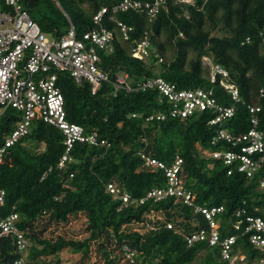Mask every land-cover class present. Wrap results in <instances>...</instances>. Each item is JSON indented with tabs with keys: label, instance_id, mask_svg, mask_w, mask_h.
<instances>
[{
	"label": "trees",
	"instance_id": "1",
	"mask_svg": "<svg viewBox=\"0 0 264 264\" xmlns=\"http://www.w3.org/2000/svg\"><path fill=\"white\" fill-rule=\"evenodd\" d=\"M119 1L18 0L40 29L53 37L64 35L70 24L81 35L96 26L92 17L100 7H112ZM109 15L105 14L102 25L116 28ZM115 16L132 30L128 41L115 37L111 51H99L103 71L111 77L127 72L133 84L147 77H162L178 88L213 86L222 103L231 105L229 95L206 78L202 58L207 57L229 71L243 101L235 103L234 115L223 126L234 133L247 131L251 126L247 105L258 104L259 128H264V91L260 95V89L264 90V0H194L192 4L165 0L152 23L143 12L133 9ZM149 28L154 32L149 38L163 57L162 62L150 65L130 54L131 44ZM167 45L171 46L170 55H165ZM57 85L64 96L67 118L82 125L86 133L96 131L108 144L75 142L69 150L72 160L58 168L65 152L64 136L36 118L29 133L8 148L0 163V188L5 190L0 214H18L17 225L30 240V264H47L48 256L67 247L80 253L81 262L93 257L89 264H227L220 257L219 245L206 241L187 245L184 235L206 226L203 216L192 207L168 196L117 210L121 199L114 198L106 187L113 180L133 198H141L166 182L162 169H140L141 153L167 165L179 155L183 159L180 175L195 194V202L224 205L219 215L221 237L238 232L232 226L234 211L245 202L251 214H262L254 207L264 208V194L257 176L247 177L235 168L228 174L229 167L221 160L202 153V149L214 148L210 140L216 126L207 123L211 113L147 120L166 107L159 102L155 88L114 92L111 83L104 82L92 93L88 82L76 83L65 72L58 73ZM18 118L13 108L0 113V146ZM77 213L85 215L87 236H44L48 225L65 224ZM195 219L199 226L193 224ZM124 245L136 250L134 263L124 260ZM233 251L244 254V264L264 257L247 235L237 238ZM16 256L13 241L0 238V264H14ZM59 263V259L53 261Z\"/></svg>",
	"mask_w": 264,
	"mask_h": 264
},
{
	"label": "built area",
	"instance_id": "2",
	"mask_svg": "<svg viewBox=\"0 0 264 264\" xmlns=\"http://www.w3.org/2000/svg\"><path fill=\"white\" fill-rule=\"evenodd\" d=\"M164 1L121 0L112 7L102 6L92 17L96 26L77 35L74 26L70 24L64 35L48 39L18 0H0V113L9 107L19 114L13 129L4 136L0 146V163L8 148L29 133L32 121L36 118L59 129L64 136L65 152L57 164L58 168H63L66 162L72 160L69 150L75 142L94 146L108 144L105 139L99 138L96 131L86 133L82 125L67 118L64 96L57 85L58 73L65 72L76 83L88 82L92 93L97 92L104 82L111 83L114 92L118 89H157L159 102L165 103L166 107L165 110L147 116V120H163L166 117L185 119L192 114L209 111L211 117L207 123L216 126L215 134L210 140L214 148L202 149V153L221 160L229 167L228 174L235 168L247 177L257 176L258 188L264 194V128H259L257 115L260 106L247 105L251 125L247 131L234 133L223 126L225 120L234 115L235 103L243 101L237 84L222 64L214 63L208 58L204 65L207 67L206 78L229 95L233 101L231 105L222 103L213 86L178 88L176 84L162 77H147L133 84L127 72H118L111 77L100 68L99 51H111L115 37L124 41L130 38L132 27L118 20L115 14L133 9L143 12L148 22L152 23ZM175 1L182 4L194 3V0ZM108 12L109 20L115 22L116 28L102 25ZM153 33L149 28L142 38L130 46L131 56L149 65L163 61L158 48L149 38ZM245 41L248 42L249 37H246ZM263 91L260 89L261 96ZM141 158L140 169L160 168L164 172L166 182L163 186L151 188L143 197L136 199L110 180L106 184L108 191L114 198L121 199L117 210L147 199L158 201L173 196L182 205L192 207L194 213L201 214L206 222L205 227L200 226L184 235L188 246L199 241H206L211 246L219 245L220 257L227 264H243L244 254L234 252L233 246L238 237L247 235L249 242L264 253V208L255 206L254 210H260L262 214H251L243 202L234 211L232 226L238 232L222 238L219 231V215L224 211V205L195 202V194L185 186L180 175L183 163L181 156L176 155L170 165L145 153H141ZM4 198L5 190L0 188V207L4 204ZM17 220L16 212L5 216L0 214V238H10L15 244L17 256L14 264H30L27 258L30 240L18 227ZM193 224L199 226L198 220L195 219ZM166 226L172 228V223L167 222ZM136 254L135 249L123 246L124 260L134 263ZM51 260L50 257L47 258V264H52ZM256 264H264V257L259 258Z\"/></svg>",
	"mask_w": 264,
	"mask_h": 264
},
{
	"label": "rangeland",
	"instance_id": "3",
	"mask_svg": "<svg viewBox=\"0 0 264 264\" xmlns=\"http://www.w3.org/2000/svg\"><path fill=\"white\" fill-rule=\"evenodd\" d=\"M45 36L48 39H52L48 33H45ZM162 38V36H161ZM171 53V46H166L165 55H170ZM192 54L189 55L191 57ZM208 62V58H202V65L204 66ZM84 224H85V215L83 213H77L74 216H71L69 221L65 224H57V225H48L44 231V236L49 238H54L57 235H62L65 238H83L87 236V233L84 231ZM43 226H40L42 228ZM50 257L51 263L53 261L59 259V264H89L93 261V257H85L81 262L80 253H75L72 251L71 248L67 247L59 251L54 255L48 256ZM244 264V262H243ZM253 264H256L254 262Z\"/></svg>",
	"mask_w": 264,
	"mask_h": 264
}]
</instances>
